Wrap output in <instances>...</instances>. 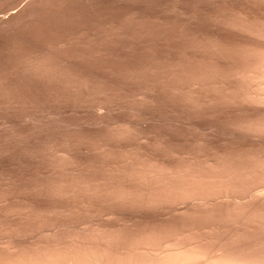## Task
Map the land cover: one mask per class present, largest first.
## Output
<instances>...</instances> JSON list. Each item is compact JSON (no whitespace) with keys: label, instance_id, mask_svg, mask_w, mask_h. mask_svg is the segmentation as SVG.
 Instances as JSON below:
<instances>
[{"label":"rangeland","instance_id":"obj_1","mask_svg":"<svg viewBox=\"0 0 264 264\" xmlns=\"http://www.w3.org/2000/svg\"><path fill=\"white\" fill-rule=\"evenodd\" d=\"M38 2L32 22H0V241L14 239L13 243L29 247L34 238L45 243L47 239L61 242L67 233L86 236L92 226H104L105 230L99 229L108 234L123 229L134 234L160 221L167 225L171 217L163 216L166 209L177 206L144 207L146 200L140 202L138 196L145 199L148 193L126 175L131 168L125 169L127 164L119 156L124 151L146 150L165 154L169 145L182 154L189 152L191 139L218 145L221 134L237 132L235 123L248 112L236 105H228V109L208 98L200 103L190 100V82L185 80L188 74L176 68L175 78H171L169 73L174 70L168 65L177 62L173 49L186 42L189 29L222 30L224 9L236 17L246 13L251 20L255 15L263 21L264 0ZM233 30L224 33L225 44L264 46L258 39ZM210 58L205 52L186 56L181 59L183 71L190 73ZM55 68L58 71L52 72ZM215 102L218 108L213 106ZM172 138L188 141L172 146L166 143ZM208 149L201 145L198 153L209 156ZM88 185L99 188L94 191ZM127 189L134 190L131 197L139 204L129 199L131 194L128 198L123 194ZM181 217L187 224L192 222ZM79 229L82 231H75ZM47 231L59 232L52 235L60 240L52 235L49 238ZM67 236L73 237L66 235L65 241Z\"/></svg>","mask_w":264,"mask_h":264},{"label":"bare ground","instance_id":"obj_2","mask_svg":"<svg viewBox=\"0 0 264 264\" xmlns=\"http://www.w3.org/2000/svg\"><path fill=\"white\" fill-rule=\"evenodd\" d=\"M38 3V0H0V22L16 21V23H23L24 25L32 22L38 12ZM224 10L226 11L222 15L223 29L216 32L213 31L214 28H210L206 32L198 30L196 26L189 29L187 35H184L186 42L177 43L173 49L177 62L175 64L173 62L174 66L169 64L168 68L174 70L171 74L169 73L171 78H175L177 69L188 74L184 79H188L190 82V87H188L190 91L187 94V98L190 100L199 101L200 103V99L208 98V100L225 104V107L236 105L235 108L238 106V108L240 107L243 111L248 112L249 115L242 118V120H237L238 122L235 123L234 128L237 132L226 135V130H223L226 133L221 134V140L216 142L219 143L218 145L206 139H191L190 142L192 143L187 150L189 152L182 154L174 152L173 147L170 148L169 145L170 151L165 154L154 153L150 150L146 152V150L142 152L124 151L119 156V159H124L123 161L127 164L125 169L131 168L129 171L127 169L128 172L125 170L126 175L128 174L131 180H135L134 183L142 191L148 193L147 196L143 197L145 199H140L141 197L138 196L140 202L146 200L147 204L145 203L144 207H156V205L164 203L177 206H167V213L165 212L166 214L163 215L171 217L170 222L168 221L165 225L160 223L161 221L158 219L160 222H157L159 223L151 224L152 226L149 228V225H146L147 228L145 227L142 231L138 229L134 234H132L133 231L132 233L129 232L131 235L123 231V228L120 233L117 230V234L116 232L108 234L102 231L104 226H98V229L97 227L93 229L95 226H92L93 230L89 231L91 234L86 236V233H84V236H74V234L67 233L66 235L73 236L72 238L67 236V241L64 240L66 235L63 233L62 235H65L62 239L63 242L62 240L61 242L55 239H53L55 241L51 240L59 232L57 231L58 233L55 234L50 230L47 231L49 238L53 236L52 234H55L50 242H48V239L45 243L44 240L43 243L36 242L37 239L34 238V242L30 240L32 243L29 244V247L26 245L27 243H25L26 246L15 244L16 242L13 243L14 239L12 238V242L9 240L0 241V248L2 249V251L0 250L2 252L0 253V264H264V46L255 47L256 44L249 43L250 45H237L238 47H236L225 44L223 40L226 35L224 33L235 29L264 43V16H262L263 21L258 18L259 16L256 19L255 15L251 20L252 18H248V14L244 16L246 13H241V16H243L241 18L236 17L237 15L234 16L232 11ZM185 12H181L182 15ZM182 33L180 32L178 37ZM175 36L177 37V35ZM261 42L259 44L262 45ZM203 52L211 55L212 59L210 58L200 66L197 64L198 68L196 67L197 69L190 73L187 70L188 68L187 71H183L182 58L202 54ZM43 65H45L44 62ZM42 67L40 65V69ZM46 68H43V71ZM49 70L51 72L50 68ZM53 70H56V68L52 69V72ZM214 105L218 108L216 102ZM220 108L222 109V106ZM186 127L190 126L186 125ZM204 132L202 131V133ZM221 136H219V139ZM193 138L196 137L193 136ZM173 139L175 138L167 140L166 143L173 146L172 143H185L187 140L176 141ZM184 145L186 144H183V147ZM201 145L210 148L208 149L211 153L209 156H202V153H198ZM121 166L122 164H120ZM88 187L94 189L91 185H88ZM98 188V186L95 187L94 191ZM136 190L138 191V189ZM127 191L128 193L124 192L123 194H126L127 198L131 194L129 199L134 202L136 200L139 204V200L133 198L135 196L134 190L127 189ZM181 216L187 217L189 223L192 222L187 224L185 217L186 221L183 222ZM195 219H200V222L197 223ZM194 220L195 222H193ZM63 225L65 226V224L61 226ZM59 226L56 225L55 227ZM81 229L83 230V228ZM81 229L75 231L81 232ZM89 229L85 231L88 233ZM61 231L63 232V230ZM75 231L73 232L75 233ZM20 246H25L24 250L20 249ZM3 252L8 254H3Z\"/></svg>","mask_w":264,"mask_h":264}]
</instances>
